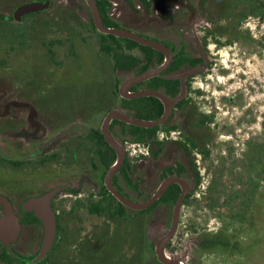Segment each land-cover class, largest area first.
<instances>
[{"label":"flooded vegetation","instance_id":"af4514ba","mask_svg":"<svg viewBox=\"0 0 264 264\" xmlns=\"http://www.w3.org/2000/svg\"><path fill=\"white\" fill-rule=\"evenodd\" d=\"M31 3L46 7L18 13L20 7ZM94 3L104 27L160 43L171 56L168 60L165 54L147 46L144 47L152 51L128 50L125 41L131 40L99 32L86 0H0V25L7 24L14 32L25 30L20 44L17 38H11L10 51L0 46V215L5 208L4 200L21 226L19 237L9 248L0 241V264H125L132 259L133 264H161L154 252L155 241L147 233L150 226H161L163 236L174 230L165 249L187 253L186 264H192V257L205 246L201 243L204 239H199L200 234L194 233L189 224L185 202L201 198L205 191L199 193V171L207 170L210 158H221L218 152L227 156L233 151L225 143L219 144V139L223 135L232 136L233 129L225 120L232 116L230 111L242 105L235 94H227L220 102L200 100L206 95L204 86L213 83L209 80L211 76H228L230 71L220 67L219 50L212 53L209 45L212 42L215 48H224L255 44V40L245 37L250 32L242 26L247 18L255 16L240 20L250 8L248 0H94ZM254 4L262 8L264 0H255ZM253 11L251 8L250 12ZM35 24H76L79 33L71 40L69 35L77 32L64 31L65 36L59 38L62 43L52 47L49 41L54 38L40 36L41 30L45 33L44 27L39 25L40 31L35 32ZM99 35L113 36L124 46L118 67L112 54L99 52L102 41ZM43 42H47L42 47L48 66L52 63L54 67L45 70V66L38 65L34 75L41 77L33 78L34 82H40L37 85L23 65L30 58L27 54L33 45ZM83 44L93 45V55L80 52ZM65 49L67 53L63 52ZM59 51L65 53L61 61ZM147 73L153 76L134 81ZM48 76H58L59 82L52 84L53 79ZM85 79L95 89L90 110L76 109L69 119L55 116L51 106L42 105L41 98L51 88L64 85L82 91ZM124 87L128 88L124 95L129 98L122 96ZM146 91H157L171 101L182 98L161 125L140 128L118 120L110 122V132L124 154L122 166L112 178V187L134 203L150 200L170 178L180 179L184 187L171 183L150 207L134 210L122 205L105 186V175L116 160V152L105 140L101 126L111 110L143 121L160 119L165 108L159 99L130 97ZM224 109L228 116L224 121L217 120V116L225 115ZM133 127L142 130L134 132ZM205 156L209 159L205 160ZM52 190H57L50 204L55 214L56 236L46 256L35 261L43 242L42 225L22 206ZM184 190L185 198L174 228V208ZM98 204H109L112 209L96 213L86 208ZM158 216L164 219L156 223L153 219ZM131 222H136L137 227L130 229L129 244L124 235ZM146 252L150 254L148 261Z\"/></svg>","mask_w":264,"mask_h":264},{"label":"trees","instance_id":"16d2710c","mask_svg":"<svg viewBox=\"0 0 264 264\" xmlns=\"http://www.w3.org/2000/svg\"><path fill=\"white\" fill-rule=\"evenodd\" d=\"M249 1V10L243 13L241 19L248 15L255 16L256 18L264 17V4L262 8L255 6L252 0ZM251 8L254 9L253 12ZM35 32L40 31L38 27L43 26L45 33L40 31V36H51L54 39L49 41L52 47L60 45L62 42L59 38L64 37V31L75 30L77 33H71L70 39H74L79 31L76 24H35ZM71 28H68L69 26ZM64 27V29H63ZM17 31V30H16ZM14 32L9 25H0V46L6 48V51L12 49L11 38L19 40L25 36L24 29H19ZM102 41H99V52L112 54L115 66L118 67L122 55L125 53L124 46L113 36L99 35ZM250 41H253L250 33L246 36ZM242 40L244 39L241 38ZM128 50L139 49L143 52L152 51L151 49L140 46L132 41H125ZM47 42L36 44L45 46ZM260 44V42H255ZM251 45V44H250ZM252 46V45H251ZM264 47V45H263ZM49 53H53L50 49ZM153 102L156 100L152 99ZM134 132H140L142 129L133 127ZM101 137V136H100ZM245 148L239 154L240 158L234 159V155L229 152L226 157L215 158L211 160L207 171L213 170L208 180L207 186L201 198L190 199L185 202L189 211V224L194 233L200 234L199 239H204L201 243L205 246L201 248L200 252L192 257V264L199 261V256L207 252L212 253L221 251L225 255L237 254L242 259L244 255H250L256 248L263 247L264 239V226L260 222V213L264 214V134L249 138L245 142ZM235 154V153H234ZM209 158L205 156V160ZM215 164V165H214ZM209 172V173H210ZM211 174V173H210ZM224 177V179H223ZM105 191V190H104ZM107 194V192L105 191ZM120 207V212H124ZM89 212H108L112 209L111 205L103 206L98 204L96 206H87ZM116 213V212H115ZM214 220L218 224L217 231L213 234L204 232L208 223ZM247 230L254 231V238L248 242L240 241V238L245 237ZM151 253L152 251L149 250Z\"/></svg>","mask_w":264,"mask_h":264},{"label":"rangeland","instance_id":"374dc122","mask_svg":"<svg viewBox=\"0 0 264 264\" xmlns=\"http://www.w3.org/2000/svg\"><path fill=\"white\" fill-rule=\"evenodd\" d=\"M264 18H247L245 23L242 25L244 30L250 32L251 37L255 42H260V44H250L252 45H232L230 47L224 48H215L214 44L210 43V51L215 53L219 50L220 54V67L229 69L228 76H211L209 80H212L208 86H204L205 97L201 98V101L204 99L213 102V100L219 101L225 100L227 98V94L238 95L239 101H241V107L236 108L230 113V115L225 120V124L231 126L233 129L232 136L223 135L220 137L219 144H226L228 148L232 149L231 153L234 155V159L240 158L238 156L242 153L241 149H244L243 146L245 140L248 138H254L256 136H260L264 134ZM67 47V45L65 46ZM31 53L27 54L30 58H26L23 67L27 68V72L30 75L33 83L39 84V81L34 82V79H38L41 75H34L36 70L39 69V66H45L47 70L54 67L52 63L47 62V56L45 54V49L39 45H33ZM67 53V49L63 51ZM62 51H59L61 55L58 58V61H61L64 58V54ZM76 52H79V49L76 47ZM80 52L85 54H92L95 52L93 45L83 44L80 47ZM31 55V56H30ZM91 55V56H92ZM70 67L66 65V68ZM33 72H29L28 71ZM53 79L52 84H57L59 82L58 76L52 78V76H48ZM34 78V79H33ZM231 80V81H230ZM82 91L72 89L69 87L60 86L57 88H51L48 94L41 98V103H45L52 107L51 112L55 113V116L60 118H73L74 110L82 109V110H90L91 106V98L94 96V88L91 86V83L88 79H85L82 82ZM226 84V85H225ZM226 86V89H223V86ZM100 94V92L98 93ZM221 107V103L219 104ZM225 115L221 114L217 116V120L224 121L223 118L228 116L226 110L224 109ZM221 113V112H220ZM100 119V118H99ZM252 121L249 124L248 121ZM99 122V121H98ZM100 123V122H99ZM226 147V148H227ZM225 151L227 149L223 148ZM221 152V151H220ZM235 153V154H234ZM218 157H226L224 154L217 153ZM210 163V162H209ZM215 165V164H214ZM205 171L201 168L199 171L201 175L199 193L203 192L207 186L208 180H210V175H212L213 170ZM224 179V177H223ZM259 215L260 222L264 226V214L260 213ZM162 216L155 217L153 220L156 223L163 221ZM155 224V223H154ZM137 227L136 222H131L128 229L125 231V239L126 241H131V228ZM157 226V225H154ZM161 229V226H159ZM218 224L215 223L214 220H211L206 227L207 233L213 234L217 231ZM117 235H119L117 233ZM153 235H155L153 233ZM254 238V231L247 230L245 232V237L240 238L242 242L251 241ZM264 238H262L263 241ZM264 245V243H263ZM183 251H181V254ZM147 253V252H146ZM149 257V258H148ZM59 257H57L58 259ZM199 261L197 263L202 264H264V246L256 248L250 255L245 256L242 259L237 254H227L225 255L221 251H215L212 253H205L199 256ZM56 259V262L58 260ZM150 259V254L147 253V261ZM188 260V259H187ZM134 259L130 260V262H126L125 264H133Z\"/></svg>","mask_w":264,"mask_h":264},{"label":"water","instance_id":"95a60500","mask_svg":"<svg viewBox=\"0 0 264 264\" xmlns=\"http://www.w3.org/2000/svg\"><path fill=\"white\" fill-rule=\"evenodd\" d=\"M86 1L93 13L95 26L99 32L106 34V35H113L115 37L127 38L131 41L136 42L139 45L150 47L154 50L160 51L163 54H165L166 58L169 60V57L171 56L170 51L166 49L160 43L145 40L142 37H139L132 33H128L123 30L110 29V28L104 27L103 24L101 23L94 0H86ZM45 7H46V4H42V3L26 4L18 9V13L26 14V13L36 12L38 10H42V8H45ZM191 73L192 72H188L187 74H191ZM150 76H153V74L147 73V74L137 77L134 81L141 82ZM184 76L185 75H183L182 78ZM127 91H128L127 87H124L121 90L122 96L125 98H129L128 96L124 95V93H126ZM181 91H182V94H184L185 92L184 86L182 87ZM142 96L154 97V98L159 99L163 103L165 111H164L163 116L160 119L156 121H143V120L135 119L132 116L124 112H121L118 110H111L106 114L103 120L102 126H101V133L104 135L105 140L116 152V160L113 163V165L107 170L106 175H105V186L108 189V191L120 201L122 205H124L127 208L134 209V210H143V209L150 207L160 197L163 191L171 183H177L184 187L183 181H181L178 178L167 179L162 183L157 194L154 197H152L150 200L144 203H134V202L127 200L126 198H123L112 187V184H111L112 178L118 172L119 168L122 166L124 154H123V150L121 148L120 143L116 139L113 138L110 132V128H109L110 122L112 120H118V121L127 123L132 126H137L140 128L155 127L157 125L163 124L168 119L173 105L177 103L178 101H180L182 98V96H179L171 101L167 97H165L164 95H162L161 93L157 91H146L143 93L134 94L130 97L138 98ZM56 191L57 190H52L40 197L31 198L27 200L22 206V209L24 211L33 213V215L41 222V225H42L43 242H42L41 250L38 256L36 257L35 261H40L46 256V254L50 251L53 245V242L55 240L56 221H55V214L53 210L51 209L50 204H51L52 198L56 194ZM185 193L186 192L184 190L174 208V212H173L174 213V218H173L174 228L177 223V215L180 212L182 202L185 198ZM2 203L4 204L5 208L2 211V215H0V241L3 245L9 248L10 243L14 242L19 237V234L21 232V226H20L19 218L15 215L9 203H7L4 200L2 201ZM173 231L174 230H171L168 236L166 235L163 236V233L160 231L159 227L150 226L147 233L149 237L151 238V240L155 241L154 252H155L157 261L159 263L161 264H186L187 263V253L181 254V253L171 252L165 249V244L168 238L171 237ZM154 232L157 233L156 236H158L159 238L153 235Z\"/></svg>","mask_w":264,"mask_h":264}]
</instances>
